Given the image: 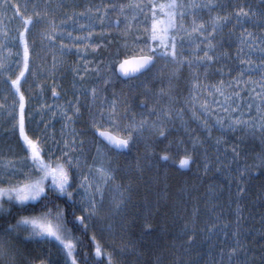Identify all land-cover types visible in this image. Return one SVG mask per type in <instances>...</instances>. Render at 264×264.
I'll return each instance as SVG.
<instances>
[{"label":"snow or ice","instance_id":"snow-or-ice-1","mask_svg":"<svg viewBox=\"0 0 264 264\" xmlns=\"http://www.w3.org/2000/svg\"><path fill=\"white\" fill-rule=\"evenodd\" d=\"M9 11L20 21L14 34L4 23ZM69 56L77 58L73 96L61 105L56 73ZM42 72L53 80V103L41 107L64 121L59 138L26 131V91H45ZM116 81H138L143 91L132 100L111 87ZM0 117L5 135L19 133L15 148L0 147V264H264V214L259 228L244 214L252 181H260L256 200L264 208V0H0ZM228 133H239L229 137L231 152ZM255 140L261 147L250 155L244 146ZM140 144L143 153L129 162ZM193 165L225 184L205 191L200 231L209 251L186 261L200 202L189 211L182 194L173 199L168 169ZM225 185L234 219L218 206ZM173 208L187 214L186 244L167 250L154 218L166 221ZM134 227L139 245L127 239ZM33 243L62 255L33 257Z\"/></svg>","mask_w":264,"mask_h":264},{"label":"trees","instance_id":"trees-1","mask_svg":"<svg viewBox=\"0 0 264 264\" xmlns=\"http://www.w3.org/2000/svg\"><path fill=\"white\" fill-rule=\"evenodd\" d=\"M97 1L99 2V0ZM9 2L10 3L15 2V0H9ZM20 2L23 3V0H20ZM9 17H12L11 11H9L7 13V16L4 17V23L12 31V34H14L15 29L19 26L20 21L16 18H12L11 20H9L8 19ZM229 43L232 44V47L229 48L228 51H230L234 56L236 52V44L233 40L229 41ZM226 47H227V44H226ZM95 55H99V52L95 53L94 56ZM104 55L106 56V52L104 53ZM184 75L187 76V72H185ZM122 83L126 85H129V84L138 85L136 88L131 89L132 91H134L133 93H135V96H134L135 98L139 95L141 91H143V88L139 86L138 81L136 83H133V81L129 83H125L122 81H116L111 87H114L116 92L119 93ZM27 86L28 85H25V89ZM181 86L182 87L184 86L183 81H181ZM39 94H40L39 92H36L35 96L37 97ZM136 111H139V110L136 109ZM176 134L180 135L181 133L178 132ZM259 147L260 146L256 141H253L252 143L244 146L245 150L248 151L250 155L253 150L259 151L260 150ZM210 151H213V150H210ZM138 153L139 154L143 153V144H140L136 148H133L132 154L131 156L127 157V160L129 162L132 161L133 157H135ZM211 155H214V154H211ZM120 163L125 164V159L121 158ZM161 171H163V169H161ZM168 173H169L168 184L170 186L171 193H172L174 200H178L180 195L182 194L184 200L187 201V206H188L189 211H191V207L193 203L197 201L200 202L201 216L196 226V240L193 243L192 247L190 248L189 254L185 256L186 261H197L200 259L199 254H204L209 251L206 233H203L200 231V229L203 228L204 222L208 218V212L205 206V201L207 200V197L205 196L207 185L209 183L225 184V177L215 173V171L213 173H210L208 176H205L203 175L202 171L197 168L196 165L192 166L191 171L185 170L183 171V173H178L174 169H168ZM181 190H183V192ZM142 191L143 189H141V192ZM232 191L233 192L235 191V185L232 186ZM189 193H191V195H189ZM259 193H260V181L258 180L252 181L250 183L249 200L245 205L244 214L246 217L251 215V218L248 220V224L252 226L253 228L260 227V222H259L260 216L264 214V208L260 207V202L256 200V197L257 195H259ZM228 201H229V195H228L227 187L225 185L224 194L221 197V200L218 206L224 207L225 216H229L230 219H234V216H231L229 213ZM253 203H255L256 205L255 207H253ZM234 207L235 205H232L233 209ZM186 215L187 214L183 212L180 215H177L175 208H173V210L170 212L166 221H160L158 217L154 218V223L159 222L165 228V231L162 234L163 239L161 240V243L163 244L165 249L171 250L173 246L179 249L182 243L186 244V237L183 235V232H182L184 228V224H185ZM191 227L192 225L189 223V228ZM127 239H132L136 241L137 244L139 245L140 241L143 240L139 227H134L130 229L127 234ZM258 240H259V237L257 235L255 236V239L252 240V246L254 247L257 246L256 242ZM117 242H119V237H117ZM213 242H215V238H213ZM150 243L151 241L144 240V246H142V250L145 251L146 253L148 251L147 245H149ZM204 258L207 259L206 256Z\"/></svg>","mask_w":264,"mask_h":264},{"label":"rangeland","instance_id":"rangeland-1","mask_svg":"<svg viewBox=\"0 0 264 264\" xmlns=\"http://www.w3.org/2000/svg\"><path fill=\"white\" fill-rule=\"evenodd\" d=\"M79 3H87V0H78ZM96 2H98L96 0ZM249 3L253 4H258L259 0H248ZM231 25L228 26V28L225 29L224 31V36L227 37L229 29H231ZM249 28L251 30V26L249 25ZM237 31L239 29L237 28ZM233 41L235 42V37L233 36ZM236 44V43H235ZM95 53H93L94 56ZM43 55V53H41ZM235 55V54H234ZM92 56L89 57L91 59ZM77 58L75 56H69L66 58V63L63 65L62 68H60L57 73H56V82H57V91L61 92V96L57 103L63 105L65 101L70 100L73 96V88H72V82L74 77V73L71 71V65L73 61H76ZM48 62L49 66L51 63V58L50 56L48 57ZM82 63V61H79ZM36 64H39L40 61L36 60ZM231 65V62H230ZM235 66V65H232ZM45 73H41V79L37 81V83L42 84L44 87L45 91L43 93H40L39 87H36L30 91H26V95H28L30 98L29 103H28V111L31 113V115L28 117L26 121V131L32 135H47V136H52L55 135L57 138L61 136V129L63 127L64 121L61 119L60 116H52V113L49 112L46 108L41 107V105L47 103L48 105H51L53 103V97L51 96V87L53 84V80L50 75H48V78L45 80L43 77L45 76ZM96 77L93 75L91 78L88 79V83H91ZM226 78V76H225ZM213 81L219 79V77H211ZM32 82V78L30 77V83ZM137 81H133V83H136ZM130 85H126L124 83L121 84V89L120 92L123 91L124 93L128 94L132 100H135L136 98L134 91L130 89ZM28 89V86L26 87ZM36 92H39L40 94L36 97L34 94ZM118 93V92H117ZM133 93V94H132ZM51 96V97H49ZM136 110V109H134ZM139 110V109H138ZM6 118L5 117H0V147H6L8 145H12L13 148L17 146L18 143V129L16 132L13 134L10 130L8 131V134L5 135V129H8V125L5 122ZM190 125L192 129H195L197 133H200V129L197 127V123L191 122ZM75 127L79 129H83L84 125L82 122H77ZM221 135L216 130H213V136ZM239 136V133H228L227 136H225V141L227 144V150L231 152V144L233 142V139H229V137L235 138ZM259 146L260 142L259 140H255ZM222 150L224 145L221 146ZM259 147V148H260ZM213 150V151H210ZM94 151V150H93ZM210 154H214V149L210 148L209 149ZM106 240H110V237L108 236L107 233L104 234ZM28 250L30 251L31 255L33 257L39 256V255H50L51 259L56 260L59 255H62L58 253V250L56 247L49 245V244H30L27 246Z\"/></svg>","mask_w":264,"mask_h":264}]
</instances>
